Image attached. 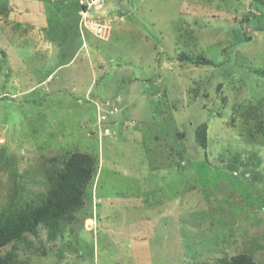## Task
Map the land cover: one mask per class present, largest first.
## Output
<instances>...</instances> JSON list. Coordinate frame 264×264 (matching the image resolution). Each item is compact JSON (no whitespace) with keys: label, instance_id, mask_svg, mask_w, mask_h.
Masks as SVG:
<instances>
[{"label":"rangeland","instance_id":"1","mask_svg":"<svg viewBox=\"0 0 264 264\" xmlns=\"http://www.w3.org/2000/svg\"><path fill=\"white\" fill-rule=\"evenodd\" d=\"M104 5L108 41L82 36L77 0H0V212L47 193L51 158L99 159L64 257L42 230L49 254L19 260L215 264L247 253L264 264V128L239 115L258 105L264 124V0Z\"/></svg>","mask_w":264,"mask_h":264},{"label":"trees","instance_id":"2","mask_svg":"<svg viewBox=\"0 0 264 264\" xmlns=\"http://www.w3.org/2000/svg\"><path fill=\"white\" fill-rule=\"evenodd\" d=\"M259 28L260 31H264L263 26ZM179 60L194 66H215L214 62L203 54L191 57L181 53ZM259 108L254 104L248 108L243 106L239 115L246 121L250 119L258 121V129L262 130L264 124L262 115H259ZM206 132L205 123L201 124L196 131V141L203 150H206L208 145ZM49 164L47 180L51 186L47 188L46 194L38 201L30 202L22 197H14L11 203L0 212V249L8 245L13 247L11 253L0 256V264H23L17 254L20 250L26 257L30 252L35 251L48 255L44 243L40 241L42 230L45 231L47 243L59 244L56 250L52 247L48 252L57 254L60 259L64 257L66 250L62 241L68 232L74 233L73 225L77 221V216L86 207V201L92 191L90 186L98 176L99 159L94 154L74 152L61 158H51ZM229 168L235 169L234 166ZM35 183L46 187V184ZM38 240L39 246H36ZM215 264L259 263L250 254L239 253L231 258L220 259Z\"/></svg>","mask_w":264,"mask_h":264},{"label":"built area","instance_id":"3","mask_svg":"<svg viewBox=\"0 0 264 264\" xmlns=\"http://www.w3.org/2000/svg\"><path fill=\"white\" fill-rule=\"evenodd\" d=\"M61 1V0H56ZM80 8V27L81 33L90 32L96 38L102 41H108L112 33V19L105 14L104 2L108 0H77ZM116 109L110 111L109 114H103L99 117L98 122L102 123L108 119L109 115H114ZM107 133L108 129L105 130ZM104 131V132H105ZM107 135V134H106ZM5 140L0 138V144H4Z\"/></svg>","mask_w":264,"mask_h":264},{"label":"crops","instance_id":"4","mask_svg":"<svg viewBox=\"0 0 264 264\" xmlns=\"http://www.w3.org/2000/svg\"><path fill=\"white\" fill-rule=\"evenodd\" d=\"M117 124H118V122H117V121H115L114 125H117ZM113 132H115V134L117 133L116 131H113Z\"/></svg>","mask_w":264,"mask_h":264},{"label":"clouds","instance_id":"5","mask_svg":"<svg viewBox=\"0 0 264 264\" xmlns=\"http://www.w3.org/2000/svg\"><path fill=\"white\" fill-rule=\"evenodd\" d=\"M89 33H90V32H89ZM81 34H82V33H81ZM90 34H91V33H90ZM82 36H83V37H85V35H84V34H83ZM108 130H109V129H108Z\"/></svg>","mask_w":264,"mask_h":264}]
</instances>
